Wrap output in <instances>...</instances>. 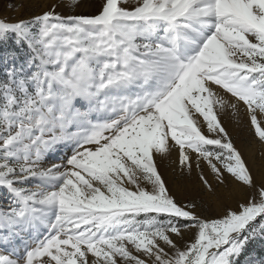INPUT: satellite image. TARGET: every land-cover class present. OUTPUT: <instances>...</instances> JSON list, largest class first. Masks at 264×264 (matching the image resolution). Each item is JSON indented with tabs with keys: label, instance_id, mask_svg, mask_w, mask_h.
Listing matches in <instances>:
<instances>
[{
	"label": "snow or ice",
	"instance_id": "snow-or-ice-1",
	"mask_svg": "<svg viewBox=\"0 0 264 264\" xmlns=\"http://www.w3.org/2000/svg\"><path fill=\"white\" fill-rule=\"evenodd\" d=\"M55 8L0 19L16 45L0 58V264H250L264 179L221 115L243 109L264 143V0ZM60 148L65 162L46 166ZM172 150L209 192L231 178L234 203L209 216L178 201L155 159Z\"/></svg>",
	"mask_w": 264,
	"mask_h": 264
},
{
	"label": "rangeland",
	"instance_id": "rangeland-1",
	"mask_svg": "<svg viewBox=\"0 0 264 264\" xmlns=\"http://www.w3.org/2000/svg\"><path fill=\"white\" fill-rule=\"evenodd\" d=\"M103 0H0V19L8 22H16L21 19L31 20L34 16L56 5L55 11L60 15H94L97 14ZM14 34H9L6 41L0 40V58H2L9 49L16 47ZM20 51L26 52L23 48ZM6 79L4 75V64L0 62V80ZM222 122L229 132L235 146L242 152L244 159L251 169L252 175L259 183L264 179V143H261L254 135V129L249 126L247 117L232 115L230 108L225 109L221 115ZM70 150L60 148L53 152L47 161L46 166L51 164L64 163L65 156L70 155ZM156 162L158 171L166 180L170 190L176 195L178 201L195 200L201 204L206 215L215 216L218 212V204L222 197L229 198L236 192L234 182L229 179L227 187H220L217 192H209L202 185L197 171L194 169L189 175L187 170H181L179 164L178 152L171 151L170 155L157 156ZM204 174L209 181L216 185L215 177L206 165H202ZM9 194L3 188H0V207L9 205ZM229 203L234 200L229 198ZM191 233L185 234V242L190 241ZM243 260L250 261V264H264V238H257L248 246V252Z\"/></svg>",
	"mask_w": 264,
	"mask_h": 264
},
{
	"label": "bare ground",
	"instance_id": "bare-ground-1",
	"mask_svg": "<svg viewBox=\"0 0 264 264\" xmlns=\"http://www.w3.org/2000/svg\"><path fill=\"white\" fill-rule=\"evenodd\" d=\"M163 157V156H162Z\"/></svg>",
	"mask_w": 264,
	"mask_h": 264
}]
</instances>
